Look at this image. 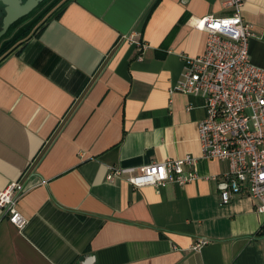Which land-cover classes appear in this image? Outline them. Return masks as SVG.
Wrapping results in <instances>:
<instances>
[{
	"label": "crops",
	"instance_id": "1",
	"mask_svg": "<svg viewBox=\"0 0 264 264\" xmlns=\"http://www.w3.org/2000/svg\"><path fill=\"white\" fill-rule=\"evenodd\" d=\"M233 12L224 0H63L0 59V191L26 189L22 227L0 209V264H264L258 202L221 204L213 178L227 162L202 155L204 100L172 91L183 57L204 51L193 19ZM240 16L264 67V0H241ZM186 155L196 178L184 185L106 179Z\"/></svg>",
	"mask_w": 264,
	"mask_h": 264
},
{
	"label": "built area",
	"instance_id": "2",
	"mask_svg": "<svg viewBox=\"0 0 264 264\" xmlns=\"http://www.w3.org/2000/svg\"><path fill=\"white\" fill-rule=\"evenodd\" d=\"M224 5L234 12L224 17L193 19L194 29L206 33L204 51L183 57L181 78L172 91L204 100L205 116L198 124L202 155L228 165L225 173L213 178L220 203L246 195L258 202L256 212L264 216V67L251 62L249 40L254 33L252 25L240 16L241 0H224ZM194 163V157L186 155L152 162L137 172L110 169L106 179L111 182L127 173L126 180L134 188L184 185L196 178ZM185 167L190 170L185 171ZM25 190L14 181L0 191V209L18 228L25 219L16 209V201ZM260 231L264 235V221ZM203 243L200 241L195 248Z\"/></svg>",
	"mask_w": 264,
	"mask_h": 264
},
{
	"label": "trees",
	"instance_id": "3",
	"mask_svg": "<svg viewBox=\"0 0 264 264\" xmlns=\"http://www.w3.org/2000/svg\"><path fill=\"white\" fill-rule=\"evenodd\" d=\"M62 1L63 0H43L30 14L13 23L2 38L3 43L0 49V59L5 54L9 53L18 43L25 40L35 29L36 25L40 24L46 15L55 9ZM21 21L25 23L17 27Z\"/></svg>",
	"mask_w": 264,
	"mask_h": 264
},
{
	"label": "water",
	"instance_id": "4",
	"mask_svg": "<svg viewBox=\"0 0 264 264\" xmlns=\"http://www.w3.org/2000/svg\"><path fill=\"white\" fill-rule=\"evenodd\" d=\"M43 0H0L4 5V16L0 27V37L3 36L8 28L20 18L28 15Z\"/></svg>",
	"mask_w": 264,
	"mask_h": 264
},
{
	"label": "flooded vegetation",
	"instance_id": "5",
	"mask_svg": "<svg viewBox=\"0 0 264 264\" xmlns=\"http://www.w3.org/2000/svg\"><path fill=\"white\" fill-rule=\"evenodd\" d=\"M25 1H26V0H22V3L25 2ZM38 5H39V4H38ZM35 8H36V7H35ZM35 8H34V9H35ZM34 9H33V10H34ZM33 10H32V11H33ZM32 11H31V12H32ZM31 12H30V13H31ZM30 13H29V14H30ZM3 16H4V5H3L2 3H0V27H1V24H2V18H3ZM24 17H25V16H24ZM20 19H21V18H20ZM17 21H18V20H17ZM17 21H16V22H17ZM14 23H15V22H14ZM3 36H4V35H3ZM3 36L0 37V49H1V45H2V43H3V40H2ZM1 40H2V41H1Z\"/></svg>",
	"mask_w": 264,
	"mask_h": 264
},
{
	"label": "rangeland",
	"instance_id": "6",
	"mask_svg": "<svg viewBox=\"0 0 264 264\" xmlns=\"http://www.w3.org/2000/svg\"><path fill=\"white\" fill-rule=\"evenodd\" d=\"M25 22L24 21H21L17 27L21 26L22 24H24Z\"/></svg>",
	"mask_w": 264,
	"mask_h": 264
}]
</instances>
